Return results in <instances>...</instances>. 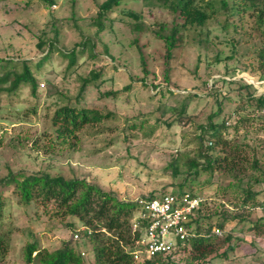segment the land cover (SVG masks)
<instances>
[{
  "label": "rangeland",
  "instance_id": "374dc122",
  "mask_svg": "<svg viewBox=\"0 0 264 264\" xmlns=\"http://www.w3.org/2000/svg\"><path fill=\"white\" fill-rule=\"evenodd\" d=\"M105 1L56 0L55 6L47 8L37 1L0 0V60H27L39 80L37 97H32L30 91L13 100L6 94L0 97V180L10 172H47L85 179L121 201L135 202L164 191L171 193L187 179L185 190L194 183L198 197L208 202L209 211L220 212L224 207L237 211L242 205L243 190L232 187L231 178L202 174L193 181L184 163L197 156L200 127L218 110L216 98L202 91L211 88L215 80L229 79L235 69L240 71L236 79L258 80L255 74L244 71L257 64L255 55L262 41L261 34L252 30L249 12L240 20L239 16L218 11L203 27L188 29L179 39L170 63L172 93L157 95L155 86H167L163 59L166 45L149 27L162 21L171 24L172 15L161 9L157 0H124L108 13L105 29L98 33L93 18ZM131 14H137L140 20ZM136 22L142 26L140 33L134 29ZM55 29L59 31L60 50L68 53L85 39L91 40L94 49L88 46L71 69L69 59L57 50L38 68L44 56L38 44L52 40ZM139 47L147 60L148 81L144 79ZM16 70L21 73L22 67ZM92 71H102L98 81L101 87L97 90L95 83H90L85 99L88 105L100 106L112 117L81 132L74 148L61 145L52 125L54 113L75 100L83 78ZM108 92H118L120 96L100 100V95ZM195 94L198 97H193ZM231 98L232 104L228 100L223 103L221 119L234 112L237 97L233 94ZM184 105L188 106L187 112L179 118ZM243 134L242 131L241 139ZM262 138L252 134L247 143L253 147ZM177 158L181 160L178 176L171 169ZM256 189L262 191L264 201V184ZM0 195L5 204L0 233L6 235L10 246L2 264H27L25 252L29 244L53 252L70 241L73 233L79 236L74 238L73 246L81 256L84 254L82 264H96L93 244L84 241L86 227L78 218L61 216L53 202L24 204L15 187H0ZM248 211L251 216L245 222L226 227L223 238L233 233L239 239L227 259L221 257L223 247L204 262L189 258V252H185L178 256L179 263L264 264V232L255 230L257 223H264V210ZM34 264L41 263L35 258Z\"/></svg>",
  "mask_w": 264,
  "mask_h": 264
},
{
  "label": "trees",
  "instance_id": "16d2710c",
  "mask_svg": "<svg viewBox=\"0 0 264 264\" xmlns=\"http://www.w3.org/2000/svg\"><path fill=\"white\" fill-rule=\"evenodd\" d=\"M37 1L47 8L55 6L56 0H29ZM147 1V0H146ZM160 7L172 15V22H156L149 27L151 33L165 43L166 51L163 57L165 65L166 88L155 86L157 95L172 93L170 88V63L177 43L182 35L190 28L203 27L208 21L214 18L218 11L239 16L249 12L253 20V31L259 32L262 37L261 46L255 55L257 64L245 68L258 78L264 81V0H157ZM231 1L233 4H231ZM124 0H106L100 7L99 12L93 18V24L98 27L97 32L102 33L105 29L104 20L108 13L114 8L120 7ZM234 11H237L234 14ZM135 20H140L137 14H131ZM56 24V23H54ZM134 29L139 33L142 26L136 22ZM55 36L52 40H42L38 49L44 56L38 61V68L52 57L57 50L61 55L68 58L69 69L76 66L79 57L82 56L87 47L94 44L85 39L78 47L70 52L60 50L59 31L55 29ZM45 35V33H43ZM138 44V40L136 41ZM58 48V49H57ZM141 54L144 79L148 81L149 69L144 51L139 47ZM0 69V97L6 94L10 100L20 97L24 91H30L32 97H37L39 91V80L33 73L29 62L20 59H2ZM3 62H6L3 63ZM256 68H255V66ZM22 67V72L17 68ZM239 70H233L228 78L215 80L211 88L202 93L214 96L218 103V110L212 114L208 123L200 127L198 135L199 152L195 158H188L184 165L189 168V174L195 181L200 175L208 174L213 177L216 174L226 175L232 179L233 186L243 190V199L240 209L237 211L223 208L222 211H209L207 201H203L201 207L195 213L190 224L195 233L193 238L185 246L171 255H160L151 258L143 264H180L178 256L182 251L189 252V258L204 262L209 257L217 254L223 247L225 251L221 257L227 259L229 251H234L239 241L228 233L225 238L214 234L215 229L222 230L225 234L229 223H243L251 216L248 210L261 208L264 210V201L261 200V190L257 186L264 184V116L259 114L264 111V94L255 95L256 88L245 82L244 79H236ZM102 71H92L87 78H83V84L79 94L74 101L58 107L52 119V125L57 135V141L61 145L68 144L74 148L80 142V133L88 127L102 125L112 117V113L103 112L100 106H90L85 99V93L90 83H95V88L100 90ZM144 80V81H145ZM221 83L222 86L218 87ZM144 85H147L144 83ZM208 85V84H207ZM130 87H127V90ZM237 97L234 112L229 116L220 118L224 112L223 103L228 100L232 102L231 95ZM155 95V94H154ZM120 93L108 92L100 95V100L112 98L118 99ZM193 97H198L197 94ZM233 103V102H232ZM231 103V104H232ZM187 105L179 110V118L185 116ZM177 112V109H172ZM20 113V112H19ZM235 116V119L233 118ZM244 132L241 139L240 133ZM233 132V136L230 133ZM262 135V140H257L255 146H250L247 141L250 135ZM261 153V156H259ZM180 159L173 160L171 169L175 175H179ZM187 179L172 191L170 194L182 195L191 194L198 196L194 183H191L189 190H185ZM209 183V182H207ZM0 187H15V193L24 204L38 202L41 205L55 203L59 208L61 216H73L78 218L86 227L84 241L93 244L96 264H138L133 252L136 249V242L140 239L139 232L132 231V222L139 214V205L135 202H125L117 199L113 194L101 190L98 186L88 183L85 179L76 177L66 178L63 175L53 176L47 172L33 174H15L10 172L8 176L0 180ZM162 194H169L164 191ZM158 195L142 197L153 199ZM5 204L0 195V222L3 218ZM241 211V212H240ZM73 227V226H71ZM255 230L264 232V223H257ZM72 234L71 240L65 242L61 248L50 252L45 248H38L35 244L26 247V262L34 264V259H39L41 264H82V256L75 250V242ZM7 237L0 233V264L5 261L9 252ZM85 243V242H84ZM36 253L35 258L33 254Z\"/></svg>",
  "mask_w": 264,
  "mask_h": 264
},
{
  "label": "built area",
  "instance_id": "2783aa9c",
  "mask_svg": "<svg viewBox=\"0 0 264 264\" xmlns=\"http://www.w3.org/2000/svg\"><path fill=\"white\" fill-rule=\"evenodd\" d=\"M246 81L256 88L255 95L264 94V81ZM259 114L264 116V111ZM203 201L189 193L160 194L153 199L139 198V214L132 222V231L141 234L133 252L136 262L145 263L160 255L176 253L180 245L185 246L195 238L190 224ZM214 234L219 237L224 235L219 229H215ZM74 238L79 239V236L76 234Z\"/></svg>",
  "mask_w": 264,
  "mask_h": 264
},
{
  "label": "crops",
  "instance_id": "0c3cea01",
  "mask_svg": "<svg viewBox=\"0 0 264 264\" xmlns=\"http://www.w3.org/2000/svg\"><path fill=\"white\" fill-rule=\"evenodd\" d=\"M258 81V80H257Z\"/></svg>",
  "mask_w": 264,
  "mask_h": 264
}]
</instances>
